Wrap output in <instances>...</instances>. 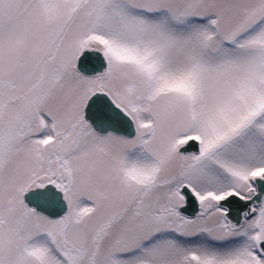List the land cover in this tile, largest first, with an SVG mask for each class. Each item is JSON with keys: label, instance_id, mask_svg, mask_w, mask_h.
Returning a JSON list of instances; mask_svg holds the SVG:
<instances>
[{"label": "snow or ice", "instance_id": "1", "mask_svg": "<svg viewBox=\"0 0 264 264\" xmlns=\"http://www.w3.org/2000/svg\"><path fill=\"white\" fill-rule=\"evenodd\" d=\"M0 264H264V0H0Z\"/></svg>", "mask_w": 264, "mask_h": 264}]
</instances>
